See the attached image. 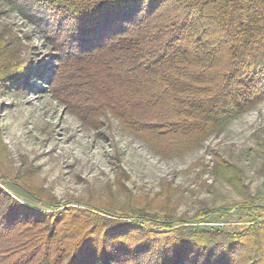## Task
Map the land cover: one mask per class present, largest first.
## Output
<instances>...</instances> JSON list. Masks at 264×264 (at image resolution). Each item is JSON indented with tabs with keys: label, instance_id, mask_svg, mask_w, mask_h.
Masks as SVG:
<instances>
[{
	"label": "trees",
	"instance_id": "trees-1",
	"mask_svg": "<svg viewBox=\"0 0 264 264\" xmlns=\"http://www.w3.org/2000/svg\"><path fill=\"white\" fill-rule=\"evenodd\" d=\"M5 1L48 36L58 60L53 83L77 99L81 119L97 125L112 115L162 158L200 146L264 99V0ZM2 48L0 36L6 83L14 57ZM97 209L38 211L0 188V264H251L247 251L232 248L238 235L216 240L232 229L210 224L198 233L202 215L223 216L227 207L180 217ZM255 209L264 203L237 207L252 235ZM252 246L248 254L261 253Z\"/></svg>",
	"mask_w": 264,
	"mask_h": 264
},
{
	"label": "rangeland",
	"instance_id": "rangeland-1",
	"mask_svg": "<svg viewBox=\"0 0 264 264\" xmlns=\"http://www.w3.org/2000/svg\"><path fill=\"white\" fill-rule=\"evenodd\" d=\"M0 36L2 52L14 57L5 72V79H12L0 82V188L5 193L38 211L77 206L180 217L204 207H227L230 213L223 216L202 215L207 223H200L204 232L198 233L206 234L204 226L210 224L230 228L216 240L238 235L237 242L231 240L234 251H247L251 264L264 262V211L254 210L261 215L250 228L255 235L243 231L249 224L237 211L245 203H264V99L200 146L162 158L112 115L97 125L81 119L77 99L53 83L58 60L48 36L5 0H0ZM67 210L70 221L74 212ZM252 245L261 253L248 254Z\"/></svg>",
	"mask_w": 264,
	"mask_h": 264
}]
</instances>
